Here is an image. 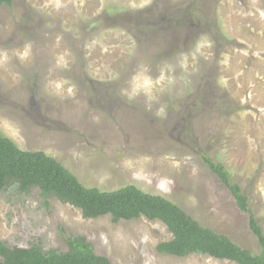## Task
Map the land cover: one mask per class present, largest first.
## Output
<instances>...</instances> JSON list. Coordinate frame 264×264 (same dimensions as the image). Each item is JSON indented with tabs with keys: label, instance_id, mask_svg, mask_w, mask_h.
Here are the masks:
<instances>
[{
	"label": "rangeland",
	"instance_id": "obj_1",
	"mask_svg": "<svg viewBox=\"0 0 264 264\" xmlns=\"http://www.w3.org/2000/svg\"><path fill=\"white\" fill-rule=\"evenodd\" d=\"M0 133L88 188L134 185L259 252L221 162L264 232V0H12L0 5ZM82 236L112 264H235L157 252L158 221L85 219L55 198L0 191V241L67 251Z\"/></svg>",
	"mask_w": 264,
	"mask_h": 264
},
{
	"label": "trees",
	"instance_id": "obj_2",
	"mask_svg": "<svg viewBox=\"0 0 264 264\" xmlns=\"http://www.w3.org/2000/svg\"><path fill=\"white\" fill-rule=\"evenodd\" d=\"M12 0H0V5ZM202 162L229 193L237 209L248 216V228L255 237L259 252L253 253L234 243L227 235L202 226L183 209L166 198L146 193L134 185L114 191L85 187L60 162L44 152L21 150L0 133V191L17 188L29 195L38 189L44 205L55 198L78 209L83 218L109 216L113 223L145 218L161 222L171 239L157 245L158 253L177 258L208 256L235 264H264V232L252 212L249 199L229 170L206 153ZM66 252H44L38 244L29 248L9 247L0 241V264H112L96 254L93 245L82 236L65 238Z\"/></svg>",
	"mask_w": 264,
	"mask_h": 264
}]
</instances>
